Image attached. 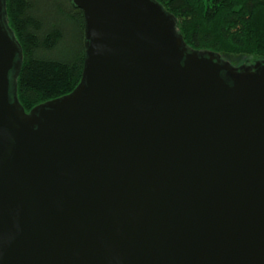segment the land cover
<instances>
[{"label":"water","instance_id":"1","mask_svg":"<svg viewBox=\"0 0 264 264\" xmlns=\"http://www.w3.org/2000/svg\"><path fill=\"white\" fill-rule=\"evenodd\" d=\"M87 58L27 114L0 0V264H264V61L190 50L155 0H72Z\"/></svg>","mask_w":264,"mask_h":264},{"label":"trees","instance_id":"2","mask_svg":"<svg viewBox=\"0 0 264 264\" xmlns=\"http://www.w3.org/2000/svg\"><path fill=\"white\" fill-rule=\"evenodd\" d=\"M192 51L264 61V0H155ZM5 22L22 47L15 79L27 114L75 91L83 79L84 12L72 0H6Z\"/></svg>","mask_w":264,"mask_h":264},{"label":"rangeland","instance_id":"3","mask_svg":"<svg viewBox=\"0 0 264 264\" xmlns=\"http://www.w3.org/2000/svg\"><path fill=\"white\" fill-rule=\"evenodd\" d=\"M222 60L225 62L230 63L234 67H240V66H250L254 64L258 60H251L249 58H233V57H222Z\"/></svg>","mask_w":264,"mask_h":264}]
</instances>
